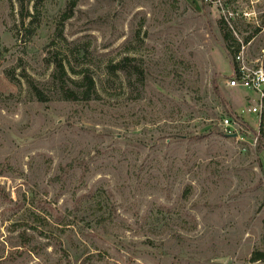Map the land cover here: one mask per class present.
Returning a JSON list of instances; mask_svg holds the SVG:
<instances>
[{"label":"rangeland","instance_id":"374dc122","mask_svg":"<svg viewBox=\"0 0 264 264\" xmlns=\"http://www.w3.org/2000/svg\"><path fill=\"white\" fill-rule=\"evenodd\" d=\"M242 48L264 0H0V264H264Z\"/></svg>","mask_w":264,"mask_h":264},{"label":"built area","instance_id":"2783aa9c","mask_svg":"<svg viewBox=\"0 0 264 264\" xmlns=\"http://www.w3.org/2000/svg\"><path fill=\"white\" fill-rule=\"evenodd\" d=\"M244 47V46H242ZM244 48L239 49L235 55V69L233 76L226 81L227 86L229 87H243L258 93V103L248 108V112L256 113L260 115L264 109V70L261 66L252 65L244 56ZM221 126L228 130L229 134H233V131L236 130L234 125L237 124V120L231 117H222ZM233 128V130H232Z\"/></svg>","mask_w":264,"mask_h":264},{"label":"trees","instance_id":"16d2710c","mask_svg":"<svg viewBox=\"0 0 264 264\" xmlns=\"http://www.w3.org/2000/svg\"><path fill=\"white\" fill-rule=\"evenodd\" d=\"M70 10H71V8H70ZM257 30H259V28H257ZM230 37H231L230 34L227 33L226 38L229 39ZM238 50H239V49H238ZM238 50H235V51H234V55H235V53H236ZM130 60H131V59H130L128 56L122 58L118 63L112 65V69H113V71H115V70H125V66H124V65H125L127 62H129ZM55 64H56V67H55V68H56V71H62V72H64V65H63V63H62L60 60H58ZM234 69H235V67H234ZM87 83H88V88H87V90H85L84 95H85V98H90V96H91V91H92L93 88H94V82H93V80H92L91 78H89L88 81H87ZM32 87H33V90H34L35 94H36L37 97L39 98V100H41V101H46V97H45L44 94L41 92V90L38 89L36 86H32ZM215 89H216V91H218L217 86L215 87ZM69 92H70L72 95L75 94V92H72V91H70V90H69ZM262 126H263V125H262ZM263 127H264V126H263ZM263 127H262V128H263ZM262 258H264V253H263V252H257L256 256L253 257V260H258V259H262Z\"/></svg>","mask_w":264,"mask_h":264}]
</instances>
